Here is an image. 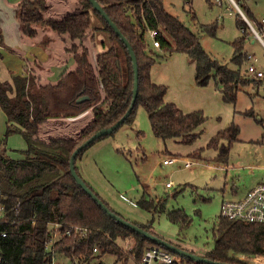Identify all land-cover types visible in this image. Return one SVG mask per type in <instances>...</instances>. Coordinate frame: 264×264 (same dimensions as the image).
<instances>
[{
    "label": "trees",
    "instance_id": "16d2710c",
    "mask_svg": "<svg viewBox=\"0 0 264 264\" xmlns=\"http://www.w3.org/2000/svg\"><path fill=\"white\" fill-rule=\"evenodd\" d=\"M97 1L130 41L138 59L139 93L133 110L123 124L132 123L140 102L148 112L157 137L164 142L179 138L181 143L192 145L199 138L196 130L207 120L202 110L186 113L175 103L166 102L168 87L152 81L151 69L157 59L153 52L146 51L149 45L146 36L151 29L157 30L164 50L185 53L196 62L198 86H206L213 80L225 101L235 102L239 86L252 81L249 76H243L238 70L212 59L204 50L199 35L169 12L163 0ZM235 1L240 9L246 8L241 0ZM47 6L45 0H20L15 6L20 29L30 37L38 34L39 27L56 32L65 42H70L66 52L75 59L76 67L66 70L55 83H42L40 77L29 69L25 75L12 74L11 80L0 79V107L8 120L7 134L18 132L27 143V148L22 150L25 154L23 159L10 157L7 148L0 147V204L5 207L6 219L0 224V231L7 232L5 237L0 238V253L5 264H52L58 255L70 259L72 264H90L106 253L125 263L133 256L140 264L146 247L156 245L167 248L113 219L83 190L70 171V159L75 149L97 131L117 122L129 109L134 87L130 53L121 37L93 8L90 0H80V7L61 18L46 17L43 9ZM93 12L101 20L103 30L109 34L111 41L106 51L97 52L96 62L91 59L92 49L84 44V37L99 29L92 27ZM246 25L244 20H239L244 33ZM205 27L202 26L203 29ZM205 30L210 34L215 32V28L206 27ZM1 47L6 45L0 26V57ZM233 47V60L241 65L247 59L245 37L233 42ZM82 96L89 98L79 103L78 99ZM91 108L94 117L78 136L40 135V124L44 120L75 117ZM239 133L237 125L229 124L211 138L208 148L219 151L218 159L224 162L229 146L238 139ZM226 142L229 146L225 145ZM155 204L154 199H140L143 208L153 210ZM161 209L164 210L162 202ZM167 215L171 221L182 225L190 222V216L181 209L169 211ZM127 220L157 235L150 222L140 224ZM55 223L61 225L59 238L54 246L48 247L49 239L57 231L52 225ZM218 234L213 250L205 254L210 259L245 264L235 254L264 255V222L221 218ZM129 236L134 237L135 243L130 250H125L117 240ZM96 245L100 246L101 255L94 254ZM180 257L196 264H207ZM172 264L177 263L173 261Z\"/></svg>",
    "mask_w": 264,
    "mask_h": 264
},
{
    "label": "rangeland",
    "instance_id": "374dc122",
    "mask_svg": "<svg viewBox=\"0 0 264 264\" xmlns=\"http://www.w3.org/2000/svg\"><path fill=\"white\" fill-rule=\"evenodd\" d=\"M6 1L8 4L11 3L9 5L14 12L15 0ZM45 2L48 6L43 12L48 18H61L70 13L76 4L80 7V0ZM163 2L169 12L199 35L204 50L212 59L238 70L243 76H249L252 81L239 86L235 102H227L213 80L206 86L197 85L194 80V68L189 64L185 53H171L153 48V39L147 33L149 45L146 51L147 53L153 51L152 55L157 59L151 72V79L156 84L168 87L166 101L174 102L178 106L188 103L192 106L188 110H202L207 117L205 124L198 131L200 135L198 140L192 146L176 144L173 141L164 142L154 134L148 112L139 102L132 123L123 124L115 132L97 139L77 158L76 166L87 184L120 215L140 224L150 222L152 230L157 235L188 251L205 256L207 252L213 250L219 236L222 202L239 199L251 188L264 183V77L257 78L247 71L249 65L254 62L249 60L250 54L257 56L258 61L255 64L258 70L264 71V44L256 39L251 26L262 33L259 22L264 17V0H241L247 8H241L242 10L235 0H163ZM91 15L92 27L97 25L99 31H103L101 20L99 21V18L95 20L96 14ZM3 16L9 18L5 12ZM241 19L247 23V33L239 26ZM204 25L209 29L215 28L214 34L208 33L206 27L203 29ZM8 28L12 30V34L6 33L7 45L23 49L17 45L20 41L14 34V26ZM43 32V40H48L49 37L54 48L58 44L60 47L64 43H67L66 46L70 45V42H65L60 36L56 38L58 34L53 30L47 29ZM95 33L96 30L84 37L85 45L95 48L98 47L96 43L101 44L98 33ZM163 33L168 36L166 32ZM242 37H245L244 53L248 50V54L247 59L241 65H237L233 60L235 57L233 42ZM31 41L33 42V39ZM42 44L47 43L43 41ZM66 46L60 51L67 53ZM3 54L6 56L0 79L4 78L3 81H6L10 80L8 68L21 70V65L16 56L5 51ZM171 57L177 58L166 64ZM9 63L13 66L7 67ZM41 79L47 82L45 76ZM93 117L92 108L89 115L77 117V120L51 117L40 124V135L76 136ZM232 123L239 127L240 133L238 139L230 146L228 142L225 143L229 146V151L227 159L223 162L218 159L219 151L208 148V145L212 137ZM7 126L6 114L0 107V147H6L8 155L14 159L25 158V154L22 153V150L27 148L24 137L18 132L7 134ZM197 156L201 157L196 158ZM172 157L177 158L175 163L168 166L162 164L164 159ZM186 161L192 163L189 168L184 167ZM167 182H172L173 187L167 188ZM142 197L154 199L156 208L153 210L143 208L140 205ZM161 202L164 204V210L161 209ZM178 209L190 216L187 225L169 219L167 212ZM117 243L125 250H130L135 239L129 236L126 239H118ZM94 254L101 255L100 246L99 251ZM235 257L241 258L245 264H264V255L235 254ZM172 258L177 264H196L182 260L174 253ZM56 262L72 264L70 259L59 255ZM90 264L138 263L133 256L125 263L123 260L119 261L115 255L106 253L93 259ZM158 264L165 263L160 261Z\"/></svg>",
    "mask_w": 264,
    "mask_h": 264
},
{
    "label": "crops",
    "instance_id": "0c3cea01",
    "mask_svg": "<svg viewBox=\"0 0 264 264\" xmlns=\"http://www.w3.org/2000/svg\"><path fill=\"white\" fill-rule=\"evenodd\" d=\"M15 2L16 3L13 4V6H14L13 7L14 12H13L12 9L10 8V5H9V4H11L10 2L8 4V2L6 0H0V26H1V29L3 30L4 40H5L7 32L9 34H12V30H10L8 27L9 26L11 27L13 25L14 26V34L17 36L18 40L20 41V44H17V45H19L23 49H19V48L17 49L15 46L7 45V43L5 42L6 47H1V54L2 55L0 57V75L2 74L3 60H4L5 56H6V55L3 54V52L5 51L8 54L13 55L14 57L16 56V58L18 59V63H20L19 65H21L20 66L21 70H12V69L8 68V73H9V76H10V80L12 78V74H17L18 73V74L25 75L26 74V70L29 69V70L33 71L35 74H37L40 77V79L45 76V81H47V82H43L44 80L42 81V79H41V81L43 83H55L66 70H72V69H74L76 67V61L70 54L65 53V52L63 53V52L60 51V49L64 48V46L67 45L66 43H64L62 45V47H60V45L58 44L57 47L54 48V45L49 40V37H47L48 40H45V39L43 40V37H44L43 36V33H44L43 31L47 30V28L39 27L38 28V30H39L38 34L36 36H32L33 38L30 37V36L29 37L25 36V34H23V32L20 29V26H19V23H18V19L16 17V13H15V10H16L15 6L20 2V0H15ZM77 5L78 4H76L75 7L71 8L72 9L71 12L75 11L79 7V5L78 6ZM239 9H240V7H239ZM4 12L6 13V17H9V18H3L4 17L3 16ZM9 12H11L12 14L10 15ZM92 14H95V13H92ZM96 16H95V20H96V18H98ZM13 19H15L14 22H13ZM91 19H92V15H91ZM99 21H100V19H99ZM92 23H93V20H92ZM259 25H261L260 26V28H261L262 27L261 21L259 22ZM93 27L95 29L99 28L97 25L93 26ZM6 29H7V31H6ZM40 30H42V31H40ZM96 33H98V35H99V38H100L99 42H101V44L97 45V43H96V46H98V47H95V48H91L90 47L92 49V51H93V53L91 54V59L94 62H96V54H97V52H104L111 46V41H110V38H109V34L106 31H104V30L103 31H99V29H98V30H96ZM92 35L94 36V33ZM57 36L59 37V35H56V38H57ZM107 37H108V40H107ZM31 39H33V42L31 41ZM43 41H46L47 44H42ZM153 48H155V49H157L159 51L161 49H163L162 47H160V48L153 47ZM57 50H58V52H57ZM57 53H59V54H57ZM245 54L246 55L248 54V50L245 51ZM184 55L186 56V58L188 57L189 64L191 66H193V68H194V80L196 81V78H195L196 62L191 60L189 58V56H187V54H184ZM57 56H58V58H57ZM164 58H166V56ZM176 58L177 57H171V58L168 59V62L166 61L167 63L166 62L165 63L169 64L171 61L175 60ZM155 65H153V67L151 69V72H153V69H154ZM9 66H13V64L9 63L7 65V67H9ZM1 80H5V79L1 78ZM167 92H168V89H167ZM221 95H222V93H221ZM165 101H166V99H165ZM166 102H168V101H166ZM171 103H174V102H171ZM179 107L186 113H189V111L190 112L196 111V110H193V109L188 110L189 108L192 107L188 103L187 104L184 103L183 106H179ZM89 114H90V109H88L80 117H82L83 115L85 117V116H87ZM77 117L80 118L79 116H77ZM77 117H70V119L77 120ZM80 127L82 128V126H80ZM84 129L85 128L81 129L76 134V136H78L79 133L82 130H84ZM199 129L196 130V133H198ZM167 141H173L176 144H183V143L180 142L179 138L178 139H170V140H167ZM194 144H192V145H194ZM183 145H185V144H183ZM192 145H188V146H192ZM200 157L201 156H197L196 158H200ZM172 159L175 160L173 163H175L177 161L176 157H172ZM173 163L168 164V165H172ZM162 164H163V162H162ZM168 165H164V166H168ZM184 167H185V164H184ZM185 168H187V167H185ZM167 188H171V187H167ZM241 255H244V254H241Z\"/></svg>",
    "mask_w": 264,
    "mask_h": 264
},
{
    "label": "built area",
    "instance_id": "2783aa9c",
    "mask_svg": "<svg viewBox=\"0 0 264 264\" xmlns=\"http://www.w3.org/2000/svg\"><path fill=\"white\" fill-rule=\"evenodd\" d=\"M262 27L260 28L262 33L260 34L257 29L253 25L252 30L254 31V35L256 39L260 40L264 44V17L261 19ZM149 34L153 39L154 47L160 48L161 43L157 37V30L151 29L149 30ZM249 60L254 61L248 67V73L254 75L257 78L264 77V71L258 70L255 62L258 61L257 56L250 54ZM175 160L172 158H166L163 160L164 165H168L173 163ZM192 163L190 161H186L185 167H190ZM167 187H172V182L166 183ZM5 207L0 204V224L6 222L5 219ZM221 218L228 219L232 221H246V222H264V183H260L257 186L248 190L245 196L239 199L233 200H224L221 204ZM57 231L54 232L52 238L48 241V247L54 246L56 241L59 238L60 228L59 223L52 224ZM79 230L78 227L75 228ZM70 234V231L67 232ZM7 235L6 231H0V238L5 237ZM53 250V247H52ZM94 252L99 251V247H94ZM163 261L165 264H172L173 258L172 253L166 249L161 248L160 246L152 245L148 246L143 254L142 260L140 264H158V262ZM0 264H5L4 257L0 253ZM52 264H60L56 262L54 258Z\"/></svg>",
    "mask_w": 264,
    "mask_h": 264
},
{
    "label": "water",
    "instance_id": "95a60500",
    "mask_svg": "<svg viewBox=\"0 0 264 264\" xmlns=\"http://www.w3.org/2000/svg\"><path fill=\"white\" fill-rule=\"evenodd\" d=\"M90 2L93 4V8L102 15V17L109 23V25L114 29V31L116 32V34L121 37L123 43L127 46L128 51L130 53L132 62H133V67H134V87H133V99H132V103L129 107V109L126 111V113L123 115V117H121L117 122H115L114 124H112L111 126L107 127V128H103L99 131H97L96 133H94L93 135H91L86 141H84L81 145H79L75 151L72 153L71 159H70V171L74 177V179L76 180V182L83 188V190L85 192H87L90 196H92V198L97 201L99 203V205L102 207V209L107 212L113 219H115L117 222H119L120 224L127 226L129 228H131L132 230L136 231L137 233L142 234L143 236L151 239L152 241H154L156 244L161 245L165 248H167V250L180 255V256H184L187 258H190L196 262H204L207 264H232V263H227V262H221V261H215L213 259H210L206 256H202V255H198L196 253H193L191 251H188L182 247H180L179 245H176L174 243H172L171 241H168L158 235H155L153 233H151L150 231L142 228L141 226L125 219L124 217H122L121 215L117 214L116 212L112 211L110 209V207L104 203V201L97 195V193L87 184V182L83 179V177L80 175V173H78L77 169H76V159L79 155V153L88 148L92 143H94L97 139L111 134L114 131H116L125 121V119L130 115L131 111L133 110L137 97H138V93H139V66H138V59L136 56V53L130 43V41L127 39V37L122 33V31L119 29V27L117 26V24L112 20V18L109 16V14L106 12V10L104 9L103 5L97 1V0H90ZM88 96H82L78 99V102H84L85 100H88Z\"/></svg>",
    "mask_w": 264,
    "mask_h": 264
},
{
    "label": "bare ground",
    "instance_id": "6f19581e",
    "mask_svg": "<svg viewBox=\"0 0 264 264\" xmlns=\"http://www.w3.org/2000/svg\"><path fill=\"white\" fill-rule=\"evenodd\" d=\"M263 258H260V260H262Z\"/></svg>",
    "mask_w": 264,
    "mask_h": 264
}]
</instances>
